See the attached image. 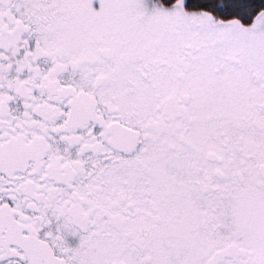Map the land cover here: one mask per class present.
<instances>
[{"label": "snow or ice", "instance_id": "1", "mask_svg": "<svg viewBox=\"0 0 264 264\" xmlns=\"http://www.w3.org/2000/svg\"><path fill=\"white\" fill-rule=\"evenodd\" d=\"M0 264H264V0H0Z\"/></svg>", "mask_w": 264, "mask_h": 264}]
</instances>
